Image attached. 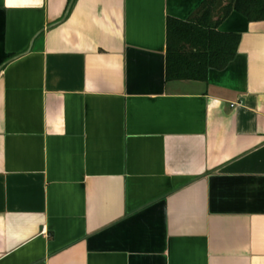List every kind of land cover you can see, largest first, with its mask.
<instances>
[{"label":"crops","instance_id":"obj_1","mask_svg":"<svg viewBox=\"0 0 264 264\" xmlns=\"http://www.w3.org/2000/svg\"><path fill=\"white\" fill-rule=\"evenodd\" d=\"M202 0H0V264H264V19L166 77Z\"/></svg>","mask_w":264,"mask_h":264},{"label":"trees","instance_id":"obj_2","mask_svg":"<svg viewBox=\"0 0 264 264\" xmlns=\"http://www.w3.org/2000/svg\"><path fill=\"white\" fill-rule=\"evenodd\" d=\"M232 10L248 19H264V0H202L186 20H166V77L205 79L210 68H221L236 53L238 34L217 30Z\"/></svg>","mask_w":264,"mask_h":264}]
</instances>
